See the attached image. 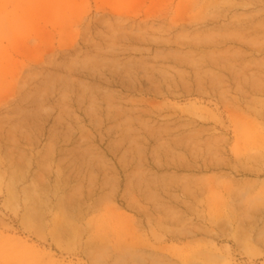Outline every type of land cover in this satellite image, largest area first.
<instances>
[{
    "label": "rangeland",
    "instance_id": "obj_1",
    "mask_svg": "<svg viewBox=\"0 0 264 264\" xmlns=\"http://www.w3.org/2000/svg\"><path fill=\"white\" fill-rule=\"evenodd\" d=\"M0 13V264H264V0Z\"/></svg>",
    "mask_w": 264,
    "mask_h": 264
},
{
    "label": "bare ground",
    "instance_id": "obj_2",
    "mask_svg": "<svg viewBox=\"0 0 264 264\" xmlns=\"http://www.w3.org/2000/svg\"><path fill=\"white\" fill-rule=\"evenodd\" d=\"M110 2H112V1H110ZM5 3V2H4ZM115 3V2H114ZM22 4V3H21ZM26 4V3H25ZM117 4V2L115 3V5ZM12 7V6H11ZM13 8V7H12ZM66 8V7H65ZM26 9V8H25ZM101 9V8H100ZM103 9V8H102ZM69 10V9H68ZM10 11V10H9ZM14 11V10H13ZM6 12V11H5ZM23 12V11H22ZM65 13V12H64ZM103 13V12H102ZM1 14V13H0ZM24 14V13H23ZM56 15V14H55ZM66 15V14H65ZM22 16V15H21ZM21 16H20V18H21ZM26 16V15H25ZM2 17V16H1ZM18 17V16H17ZM28 17V16H27ZM20 18H19V20H20ZM57 19H58V17H57ZM31 21H32V19H31ZM21 25V24H20ZM31 26V25H30ZM52 26V25H51ZM59 26V25H58ZM235 27V26H234ZM54 30V29H53ZM56 30V29H55ZM17 31V30H16ZM15 31V32H16ZM263 38V37H262ZM11 54V53H10ZM49 119V118H48Z\"/></svg>",
    "mask_w": 264,
    "mask_h": 264
}]
</instances>
